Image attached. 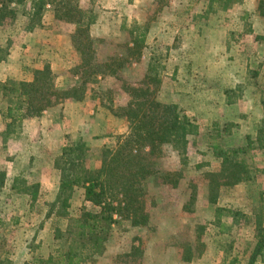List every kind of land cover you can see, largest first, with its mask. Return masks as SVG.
I'll return each instance as SVG.
<instances>
[{"label": "rangeland", "instance_id": "1", "mask_svg": "<svg viewBox=\"0 0 264 264\" xmlns=\"http://www.w3.org/2000/svg\"><path fill=\"white\" fill-rule=\"evenodd\" d=\"M262 1L73 0L80 15L71 22L56 17L52 5L32 22L27 3L16 20L0 26V60L34 30L43 33L49 46L58 39L64 47L67 41L59 56L64 64L57 86L67 90L76 85L77 94L125 120L126 133L107 146L85 142L91 171L100 169L102 150L117 149L130 132L128 119L118 116L132 101L133 89H149L157 101L178 106L194 125L185 149L166 145L155 161V173L139 200L148 224L133 227L127 216L117 214L110 232L100 233L103 241L96 250L86 235V223L94 219L85 216L99 214L100 208L77 188L64 209L60 187L56 194L50 183L64 148L49 156L51 173L48 161L10 156V138L22 128L7 116L3 87L13 80H0V264L49 259L65 264L74 255L82 257L80 264H249L264 227ZM137 41L143 43L136 52ZM82 50L89 55L86 67ZM94 66L103 73L88 76ZM206 97L213 99L210 105ZM239 148L246 149L239 159L245 160L248 174L240 184L220 186L213 203L212 175L222 168L218 153ZM256 264H264V253Z\"/></svg>", "mask_w": 264, "mask_h": 264}, {"label": "trees", "instance_id": "2", "mask_svg": "<svg viewBox=\"0 0 264 264\" xmlns=\"http://www.w3.org/2000/svg\"><path fill=\"white\" fill-rule=\"evenodd\" d=\"M27 3L31 5L32 22L41 19L47 6L51 5L54 6L56 17L64 18L68 22L80 15V10L74 5L73 0H0V26L7 21L16 20L19 8ZM261 9L264 16V8L260 7ZM142 43L137 41L134 51L137 52L139 44ZM82 54H85L82 67H86L89 65V55L83 50ZM101 73L103 72L94 66L86 74L98 76ZM3 88L5 97L9 99L7 116H10L11 124L21 125L24 120L39 118L48 109L61 105L67 100L85 98L84 93L77 94L80 88L60 89L57 86V77L49 67L35 70L32 82L10 81ZM151 95L149 89L132 90V101L127 108L121 109L122 113L119 116L116 114L118 117L128 119L130 132L119 140L117 149L102 150L100 169L93 171L89 169V149L82 138L65 147L60 157L55 160V168L60 172L59 198L62 207L67 209L75 190L82 188L85 190L86 200L100 208L99 214L85 216L94 219L86 223V235L93 242L96 250L103 241L100 233L102 235L109 233L112 226L117 223L115 215L127 216L133 227L148 224V215L139 200L143 196L146 181L155 173L156 159L166 145L185 149L189 144V137L193 135V123L181 115L178 106L161 103ZM259 134L264 138V128ZM247 140L248 146L251 145L252 138L248 137ZM245 151V148H239L230 154L218 153V157L222 158V168L212 175L211 202L215 203V193L220 186L233 187L240 184L247 176L245 160L239 159V152ZM3 179L4 173H0V180ZM164 179H169V174ZM1 185L2 183L0 187ZM81 222L82 220H78L77 225ZM263 253L264 227L258 234L249 264H256ZM66 259L65 264H80L83 260L78 255L68 256ZM42 263L53 264L52 259Z\"/></svg>", "mask_w": 264, "mask_h": 264}, {"label": "crops", "instance_id": "3", "mask_svg": "<svg viewBox=\"0 0 264 264\" xmlns=\"http://www.w3.org/2000/svg\"><path fill=\"white\" fill-rule=\"evenodd\" d=\"M48 42L50 43L43 33L34 30L27 33L18 44L11 45L6 58L0 60V80L32 82L34 71L43 70L49 65L59 82L62 79L60 68L64 64L59 60V56L64 55L63 48H67V41H64V47L58 39L51 42L52 46H49ZM212 102L211 97H206L208 105ZM20 126V132L10 138V156L16 157L15 160H32L34 157L35 161L46 163L51 154L57 155L78 137H82L89 147H104L117 135L127 131L125 120L116 118L108 107L91 100L90 96L83 100H67L48 109L39 118L24 120ZM49 162L46 167L47 170L50 168L51 173L53 166ZM52 175L54 177L50 183L56 188L57 194L60 172L54 170ZM42 177L45 179L47 174L44 173ZM13 187L14 185L12 189Z\"/></svg>", "mask_w": 264, "mask_h": 264}]
</instances>
